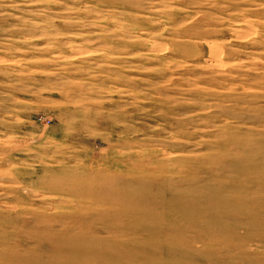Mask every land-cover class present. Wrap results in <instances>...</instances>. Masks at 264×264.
<instances>
[{"label":"rangeland","instance_id":"374dc122","mask_svg":"<svg viewBox=\"0 0 264 264\" xmlns=\"http://www.w3.org/2000/svg\"><path fill=\"white\" fill-rule=\"evenodd\" d=\"M83 245L264 264V0H0V264Z\"/></svg>","mask_w":264,"mask_h":264},{"label":"bare ground","instance_id":"6f19581e","mask_svg":"<svg viewBox=\"0 0 264 264\" xmlns=\"http://www.w3.org/2000/svg\"><path fill=\"white\" fill-rule=\"evenodd\" d=\"M85 247L86 246L83 245L81 247L82 249L81 248H75V249H70V250L65 249L64 254L59 253V254L63 255L62 256L63 260H61V261H66V264H80L76 261L77 259L72 257V255L76 254V256H79L80 254H83V249ZM71 258L73 259V261H70ZM52 264H55V262H53Z\"/></svg>","mask_w":264,"mask_h":264}]
</instances>
